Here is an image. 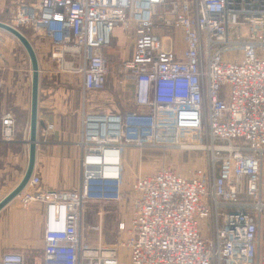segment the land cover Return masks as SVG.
<instances>
[{"label":"built area","instance_id":"1","mask_svg":"<svg viewBox=\"0 0 264 264\" xmlns=\"http://www.w3.org/2000/svg\"><path fill=\"white\" fill-rule=\"evenodd\" d=\"M125 22L135 42L119 70L134 82L133 107L84 113L77 188L43 189L32 173L16 196L44 204L42 264H120L118 247L84 241V206L127 197L129 219L117 229L130 264H263L264 0H35L17 4L8 24L46 36L58 70L81 75L87 94L105 88L103 50ZM0 122L12 141L13 114ZM129 146L202 150L206 166L189 176L160 167L124 189ZM97 215L87 229L100 240ZM0 264H24L23 254L5 251Z\"/></svg>","mask_w":264,"mask_h":264},{"label":"crops","instance_id":"2","mask_svg":"<svg viewBox=\"0 0 264 264\" xmlns=\"http://www.w3.org/2000/svg\"><path fill=\"white\" fill-rule=\"evenodd\" d=\"M34 1L0 0V21L10 22L17 4ZM134 28L132 22L117 24L110 45L103 50L107 74L105 90H102L100 98L104 95L111 101L114 98L119 101L125 99L129 101L128 107L134 105V82L124 80L119 69L121 63L132 56ZM31 31L33 35H38L32 36L34 43L29 41L39 65L37 119L40 123L33 174L40 177L43 189H75L79 186L81 173L82 150L78 142L82 117L85 112L97 111L94 107L100 103L95 102L94 93L84 94L81 75L58 70L49 57V39ZM14 38L0 28V117L10 112L15 119L14 139L3 141L0 135V199L17 185L28 162L31 69L25 49ZM172 48L178 55L184 48L183 41L177 35ZM114 103L104 107V110L123 113ZM260 176L259 192L264 203V160ZM258 225V254L264 258V210L258 216ZM43 230L44 204L34 201L22 206L18 198H14L0 210V256L5 251L16 250L23 254L24 264H42Z\"/></svg>","mask_w":264,"mask_h":264},{"label":"rangeland","instance_id":"3","mask_svg":"<svg viewBox=\"0 0 264 264\" xmlns=\"http://www.w3.org/2000/svg\"><path fill=\"white\" fill-rule=\"evenodd\" d=\"M21 31L33 43L34 40H32V36L38 37V35H33L34 33L32 34L31 30L21 29ZM173 34L179 36L183 41L182 32L179 29L175 30ZM41 40L45 41V39ZM103 90H105V88ZM100 94H103V92H94L93 98L95 102L100 103L94 107V110L105 111L104 107H107L112 102H115V106H117L119 110L123 112L132 108V106L128 107L129 101H125V99L119 101V99L114 98L111 101L109 98H104V95L100 98ZM98 98L100 99L98 100ZM206 158L207 153L202 150H186L168 147H144L139 149L129 146L127 147L126 154L124 153L122 157L123 188L128 189V186L137 174L155 172L157 169L164 166L173 168L182 175L189 176L190 172L194 169L204 168L206 166ZM84 209V241L90 245H96L98 242H101V244L104 246L118 247L120 264H130L128 258V249L126 247H121L118 244L121 237L117 229V224L119 221L122 220L126 222L129 219L130 212L128 197L117 203H100L88 201L85 204ZM99 212L102 214V231L100 240L96 231L87 229L89 225L95 224L98 221L97 214Z\"/></svg>","mask_w":264,"mask_h":264},{"label":"water","instance_id":"4","mask_svg":"<svg viewBox=\"0 0 264 264\" xmlns=\"http://www.w3.org/2000/svg\"><path fill=\"white\" fill-rule=\"evenodd\" d=\"M0 28L13 35L25 49L31 69V98H30V115H29V137H28V162L27 167L17 185L0 199V210L25 188L29 178L34 171L35 151L37 142V129L39 121L37 119V102H38V84H39V65L36 52L29 39L18 29L10 24L0 21Z\"/></svg>","mask_w":264,"mask_h":264}]
</instances>
